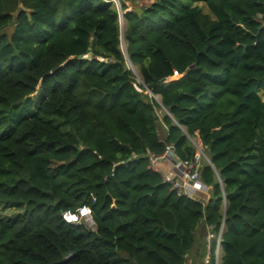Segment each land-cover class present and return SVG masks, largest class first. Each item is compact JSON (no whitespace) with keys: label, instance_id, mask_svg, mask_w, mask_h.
I'll use <instances>...</instances> for the list:
<instances>
[{"label":"trees","instance_id":"obj_1","mask_svg":"<svg viewBox=\"0 0 264 264\" xmlns=\"http://www.w3.org/2000/svg\"><path fill=\"white\" fill-rule=\"evenodd\" d=\"M120 2L125 51L113 0H0V264H188L202 224L264 264V0ZM191 138L198 200L149 167Z\"/></svg>","mask_w":264,"mask_h":264},{"label":"rangeland","instance_id":"obj_2","mask_svg":"<svg viewBox=\"0 0 264 264\" xmlns=\"http://www.w3.org/2000/svg\"><path fill=\"white\" fill-rule=\"evenodd\" d=\"M115 1H116V2H114L115 5L119 9H121L120 0H115ZM123 1H126V4L128 6L127 11L139 12L142 9H145V8L151 6L154 2H156L158 0H146V1L123 0ZM199 6L202 8L203 13L209 14L212 17L209 10L207 9V7L204 4H199ZM119 20H120L121 30L123 32V30L126 27V19L123 17V11L122 10L120 11ZM7 33L10 34L11 29H9L7 31ZM121 48H122V50H124L126 48V43L124 41V38H123V40H121ZM128 66H129V69L134 74V76L136 77V80L139 83V81L141 79L139 77L138 69L136 67H133L130 63L128 64ZM146 94L150 95V97H154L153 93L148 91V90L146 91ZM259 94H260L261 99L264 100V92H260ZM155 98L159 101V97H155ZM30 100L31 101L32 100L39 101L40 99H38L37 95H34L30 98ZM34 109L35 108L33 107V110ZM158 114L161 117L164 114V112L159 111ZM161 134L163 136L162 132H161ZM191 141L193 142V144H195V146L197 148L196 156L199 155L201 157L200 162L197 165V167L199 168V166L201 165L202 162H208L209 161V155L207 153V150L205 148H203V146L201 145L198 138H191ZM198 196L205 197V196H203V194H198ZM20 211H21V209L13 207L12 205H1L0 206V217L4 218V219L12 218L17 213H19ZM221 234H222V228L220 230V233H218V232H214L209 227L203 226V224H202L198 228L197 233H196V238H197L196 247L192 251V253H190L187 257L188 258V264H212L213 258H215L216 264H219L220 260H221V256H222V249L220 247ZM213 248H215L214 252H213Z\"/></svg>","mask_w":264,"mask_h":264},{"label":"built area","instance_id":"obj_3","mask_svg":"<svg viewBox=\"0 0 264 264\" xmlns=\"http://www.w3.org/2000/svg\"><path fill=\"white\" fill-rule=\"evenodd\" d=\"M115 2V0H113ZM180 75H174L168 77L165 82L169 83L180 79ZM171 157V147H167L164 154L160 156H150L149 157V167L153 171L160 172L158 169L159 162ZM201 157L198 155L195 157L194 161L190 162H179L181 165L180 178L174 177V173H161L164 182L171 185L172 189L176 190L178 194L187 196L189 198H195L198 194L206 193L208 187L202 182L199 168L197 165L200 162ZM226 200L224 199V203ZM64 221L75 225H84L90 230H94L95 222L93 219V212L89 206H83L79 208L75 213H65L62 215ZM223 231V227H222Z\"/></svg>","mask_w":264,"mask_h":264},{"label":"crops","instance_id":"obj_4","mask_svg":"<svg viewBox=\"0 0 264 264\" xmlns=\"http://www.w3.org/2000/svg\"><path fill=\"white\" fill-rule=\"evenodd\" d=\"M158 169L162 173H174V177L180 178L181 165L172 155L168 159L159 162Z\"/></svg>","mask_w":264,"mask_h":264},{"label":"water","instance_id":"obj_5","mask_svg":"<svg viewBox=\"0 0 264 264\" xmlns=\"http://www.w3.org/2000/svg\"><path fill=\"white\" fill-rule=\"evenodd\" d=\"M115 2H116V1H115ZM120 11H121V9H119V12H120ZM121 40H123V32L121 33ZM124 50H125V49H124ZM124 50H123V51H124ZM139 83H142V80H140ZM196 199L198 200L199 197L197 196ZM91 231H93V230H91Z\"/></svg>","mask_w":264,"mask_h":264}]
</instances>
